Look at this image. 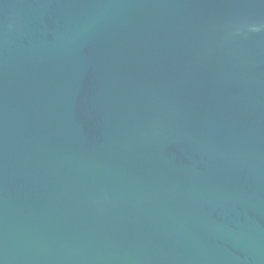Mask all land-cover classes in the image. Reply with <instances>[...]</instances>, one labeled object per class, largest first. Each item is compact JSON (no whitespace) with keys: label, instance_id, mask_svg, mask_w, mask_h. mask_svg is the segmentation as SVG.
Masks as SVG:
<instances>
[{"label":"water","instance_id":"obj_1","mask_svg":"<svg viewBox=\"0 0 264 264\" xmlns=\"http://www.w3.org/2000/svg\"><path fill=\"white\" fill-rule=\"evenodd\" d=\"M0 264H264V0H0Z\"/></svg>","mask_w":264,"mask_h":264}]
</instances>
